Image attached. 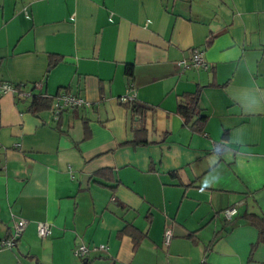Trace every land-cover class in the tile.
<instances>
[{
  "label": "crops",
  "instance_id": "1",
  "mask_svg": "<svg viewBox=\"0 0 264 264\" xmlns=\"http://www.w3.org/2000/svg\"><path fill=\"white\" fill-rule=\"evenodd\" d=\"M0 80L90 101L1 95L0 239L26 226L0 264H264V0H0ZM197 90L200 130L176 111Z\"/></svg>",
  "mask_w": 264,
  "mask_h": 264
},
{
  "label": "built area",
  "instance_id": "2",
  "mask_svg": "<svg viewBox=\"0 0 264 264\" xmlns=\"http://www.w3.org/2000/svg\"><path fill=\"white\" fill-rule=\"evenodd\" d=\"M185 63H190L196 66L206 67V61L203 57V50L198 47H193L191 52V57L189 60L184 61ZM23 83H11L6 80H0V97L3 93L7 91L17 92L19 95H33L32 90H24ZM33 87H38L39 82L34 81L32 83ZM43 95V94H42ZM121 100H131L132 96L123 95L120 97ZM90 104V101L85 99L84 97L77 95L75 93L69 91H61L54 95V99L52 101V108L55 112L60 111L62 108L66 106H76V107H85ZM237 212L236 205H230L223 209V214L226 219H231L232 216ZM26 226V220L24 218H19L15 221L13 232L5 238L0 239V245L13 247L16 245V240L21 235L22 231ZM51 232V227L46 222H38L37 223V233L40 236L48 235ZM171 237L170 229H166L164 233V243L168 244ZM100 247H104V244H100ZM96 246H89L85 243H78L74 247V253L79 256H83L90 248H95Z\"/></svg>",
  "mask_w": 264,
  "mask_h": 264
},
{
  "label": "trees",
  "instance_id": "3",
  "mask_svg": "<svg viewBox=\"0 0 264 264\" xmlns=\"http://www.w3.org/2000/svg\"><path fill=\"white\" fill-rule=\"evenodd\" d=\"M126 72L129 76L132 74V66L130 64H127ZM184 96H185L184 101L179 102L177 104L176 111L182 117L184 123H189L193 129H196V130L202 129L204 122L206 120V114L202 112L201 106L199 104L198 90L194 92L186 93ZM31 99H32L31 108L34 109V111H36L41 108L50 107L53 96L51 97L48 95H41V94L34 93ZM126 103L129 104L131 108L134 109L135 112L139 116L141 115L140 113H142L143 107H145L144 105L139 104L134 100L132 101L127 100ZM137 130H141V131L144 130V126L142 124H139V126L137 127ZM144 141L145 139L138 140V142H144ZM244 217L249 222L254 224L258 231L257 240L255 243L252 244V248H254L257 243L264 242V211L261 214L254 213V212H248L244 214ZM122 229H123L122 231H132V229H135V227L132 224L127 223ZM133 237L135 238L134 239L135 242H137V239L139 238L136 235H134ZM163 242H164V236H163Z\"/></svg>",
  "mask_w": 264,
  "mask_h": 264
}]
</instances>
